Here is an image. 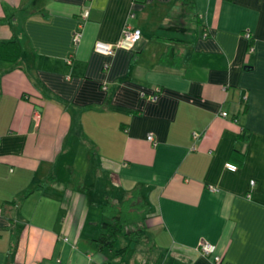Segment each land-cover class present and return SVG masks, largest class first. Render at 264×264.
<instances>
[{
	"label": "crops",
	"instance_id": "obj_1",
	"mask_svg": "<svg viewBox=\"0 0 264 264\" xmlns=\"http://www.w3.org/2000/svg\"><path fill=\"white\" fill-rule=\"evenodd\" d=\"M127 24L133 48L94 50ZM10 41L0 264H213L201 240L264 264V0H0ZM135 190L139 233L101 247V203Z\"/></svg>",
	"mask_w": 264,
	"mask_h": 264
},
{
	"label": "trees",
	"instance_id": "obj_2",
	"mask_svg": "<svg viewBox=\"0 0 264 264\" xmlns=\"http://www.w3.org/2000/svg\"><path fill=\"white\" fill-rule=\"evenodd\" d=\"M0 56L13 55L19 50V45L16 41L1 43ZM3 48V49H2ZM101 209L104 216H108L110 220L102 222L103 232L97 238L101 247L114 248L118 243L120 236L125 232L123 228L128 226L129 232L133 236L139 233V223L145 219L147 213V205H145L143 198L140 196L138 190L133 191L130 197L122 200L120 203H112L105 201L101 203ZM123 248L117 249V252L123 251Z\"/></svg>",
	"mask_w": 264,
	"mask_h": 264
},
{
	"label": "built area",
	"instance_id": "obj_3",
	"mask_svg": "<svg viewBox=\"0 0 264 264\" xmlns=\"http://www.w3.org/2000/svg\"><path fill=\"white\" fill-rule=\"evenodd\" d=\"M87 1H91V0H87ZM89 13H90V8L89 6H86L82 14L83 18L86 19ZM131 16H133V14H131ZM81 35H82L81 32L77 31L74 34L73 41L75 43H78L81 40ZM245 36L249 38L251 37V33L246 32ZM141 37H142V32L140 29H136L132 27V25L127 24L122 32L120 39L115 44L96 41L94 43V50L102 54L112 55L115 52V50L118 48H126V49L133 48L135 44L141 39ZM222 115L226 116L227 112H222ZM147 138L149 140H153L152 133L148 134ZM226 166L231 170L237 169V166L230 162L226 163ZM198 248L201 253L211 257L213 264H222V255L217 253L216 251L217 248L214 243H211L207 240H201L199 242Z\"/></svg>",
	"mask_w": 264,
	"mask_h": 264
},
{
	"label": "rangeland",
	"instance_id": "obj_4",
	"mask_svg": "<svg viewBox=\"0 0 264 264\" xmlns=\"http://www.w3.org/2000/svg\"><path fill=\"white\" fill-rule=\"evenodd\" d=\"M93 163H94V164H96V162H95V161H93Z\"/></svg>",
	"mask_w": 264,
	"mask_h": 264
}]
</instances>
